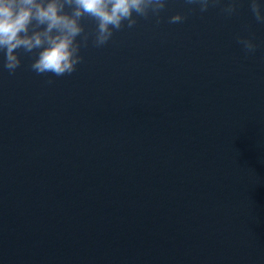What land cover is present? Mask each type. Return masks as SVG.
I'll return each instance as SVG.
<instances>
[{
  "label": "water",
  "instance_id": "1",
  "mask_svg": "<svg viewBox=\"0 0 264 264\" xmlns=\"http://www.w3.org/2000/svg\"><path fill=\"white\" fill-rule=\"evenodd\" d=\"M81 55L55 77L22 51L9 74L0 52V264H264V24L247 0L231 17L168 0Z\"/></svg>",
  "mask_w": 264,
  "mask_h": 264
},
{
  "label": "clouds",
  "instance_id": "2",
  "mask_svg": "<svg viewBox=\"0 0 264 264\" xmlns=\"http://www.w3.org/2000/svg\"><path fill=\"white\" fill-rule=\"evenodd\" d=\"M168 0H0V52L3 67L15 73L21 64L20 52L35 58L31 70L37 75L62 77L71 75L83 57L89 37L95 47H102L114 31L133 28L137 18L155 17L166 9ZM240 0H185L188 5H199L201 13L219 6L226 17L238 12ZM249 11L258 24H264V3L247 0ZM195 10V9H191ZM95 21L94 32H86L82 21ZM186 16L171 15L168 23H182ZM246 54L256 51L254 36H236ZM48 83H53L49 78Z\"/></svg>",
  "mask_w": 264,
  "mask_h": 264
}]
</instances>
